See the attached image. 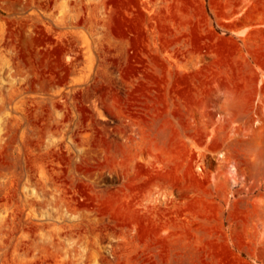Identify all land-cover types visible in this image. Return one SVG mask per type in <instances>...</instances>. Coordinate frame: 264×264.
<instances>
[{
  "label": "rangeland",
  "instance_id": "374dc122",
  "mask_svg": "<svg viewBox=\"0 0 264 264\" xmlns=\"http://www.w3.org/2000/svg\"><path fill=\"white\" fill-rule=\"evenodd\" d=\"M0 264H264V0H0Z\"/></svg>",
  "mask_w": 264,
  "mask_h": 264
},
{
  "label": "crops",
  "instance_id": "0c3cea01",
  "mask_svg": "<svg viewBox=\"0 0 264 264\" xmlns=\"http://www.w3.org/2000/svg\"><path fill=\"white\" fill-rule=\"evenodd\" d=\"M262 3L257 2L255 5H253L249 10V15L253 16V14H257L259 12V9H262Z\"/></svg>",
  "mask_w": 264,
  "mask_h": 264
}]
</instances>
